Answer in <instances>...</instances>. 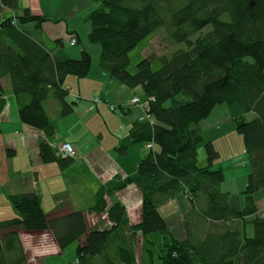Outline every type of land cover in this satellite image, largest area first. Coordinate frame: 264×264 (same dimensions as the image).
Segmentation results:
<instances>
[{
    "label": "trees",
    "instance_id": "1",
    "mask_svg": "<svg viewBox=\"0 0 264 264\" xmlns=\"http://www.w3.org/2000/svg\"><path fill=\"white\" fill-rule=\"evenodd\" d=\"M16 4L17 0H0V7ZM87 18L92 26L88 37L101 47L102 69L130 88L140 86L149 99L145 110L150 118L133 123L131 140L151 143L159 150L154 152L146 144L149 150L134 176L99 189L89 209L106 212L110 226L105 228L88 229L80 210L49 218L36 192L9 194L16 216L0 221V257L9 243L14 248L18 242L11 228L21 227L52 232L60 249L83 236L74 264H134L131 239L138 232L144 239L143 250L150 255L154 251L150 246L158 243L159 264H264V215L252 220L253 235H246L235 222L254 214L252 195L264 187V0H97ZM28 19L43 21L25 13L19 16L20 23ZM16 25L13 17L0 24V78L8 75L15 94L29 95L18 114L24 124L41 131L38 147L43 161L68 165L73 157H58L48 145L56 125L43 102L52 94L60 103V114L68 115L73 105L66 101L65 79L85 77L90 55L87 50L76 59L60 51L51 55ZM161 32L174 44L170 55H146L136 63V70H129V50ZM158 57L161 64L154 69L152 61ZM4 103L0 84V112ZM220 103L238 107L233 122L251 159L242 210L232 208L228 194L221 190L222 171L196 162V148L204 142L198 122ZM251 112L253 117L247 119L244 115ZM205 147L212 162L217 152L210 140ZM130 183L142 196V219L135 225L129 224L119 201L108 204L106 198ZM179 192L192 205L186 219L190 227L181 238L175 237L158 210ZM200 198L205 204L201 207ZM197 210L200 220L210 223L203 228L196 224V234L202 233L192 235L191 215ZM148 234L159 239H149Z\"/></svg>",
    "mask_w": 264,
    "mask_h": 264
},
{
    "label": "crops",
    "instance_id": "2",
    "mask_svg": "<svg viewBox=\"0 0 264 264\" xmlns=\"http://www.w3.org/2000/svg\"><path fill=\"white\" fill-rule=\"evenodd\" d=\"M95 6L97 0H17L15 8L0 7V24L13 17L16 28L51 55L60 51L76 59L87 50L91 59L85 77L68 75L65 79L66 101L73 105L68 115L60 114V103L52 94L43 102L45 112L56 125L51 141L71 143L75 148L76 155L68 165L61 166L57 160L43 161L38 147L41 131L24 124L18 114L19 108L29 101V95L15 94L9 76H1L5 106L0 112V221L16 216L8 200L9 194L33 191L40 196L42 209L49 218L80 210L88 229L110 226V220L105 219L106 212L96 213L89 209L96 200L97 192L110 181L134 176L138 162L149 150L146 142L130 138L133 123L147 114L145 109L149 99L140 86L130 88L100 66L101 47L88 37L92 26L87 14ZM24 13L43 18V21L38 24L28 19L20 23L19 16ZM69 34L77 38L74 45L69 42ZM134 97L139 99L138 103L132 102ZM95 98L100 101H95ZM237 109L220 103L198 122L206 162L198 164V146L196 162L198 166L222 171L221 190L228 194V203L232 208L242 210L245 205L243 190L252 168L242 135L234 126L233 118L239 114ZM49 110L53 115L49 114ZM253 115L251 112L244 116L251 119ZM209 140L217 152L212 162L207 160L205 147V142ZM52 148L56 156L65 158ZM152 150L158 151L159 147L152 146ZM106 198L108 204L117 200L124 206L130 225L141 221L142 196L138 186L127 184ZM252 199L256 207L254 214L235 221L246 235H253L252 220L255 216L264 215V187L254 192ZM197 203L199 207L205 205L201 198ZM158 210L175 237L187 236L190 226L187 227L186 219L192 205L182 192L160 204ZM191 216L194 228L191 234L199 235L202 232L196 234L198 224L208 227L210 221L206 219L202 222L198 210ZM11 229L17 234L18 242L14 248L8 244L10 247L3 252L6 253L4 257H0V264H74L76 247L84 240L81 236L60 249L52 232L26 231L21 227ZM147 238L159 239L155 234H148ZM131 240L134 241V264H149L152 257L150 255L148 260L143 250L141 234L138 232Z\"/></svg>",
    "mask_w": 264,
    "mask_h": 264
},
{
    "label": "rangeland",
    "instance_id": "3",
    "mask_svg": "<svg viewBox=\"0 0 264 264\" xmlns=\"http://www.w3.org/2000/svg\"><path fill=\"white\" fill-rule=\"evenodd\" d=\"M172 49H174V44L167 41L163 32H161L159 34L152 35V37L149 36V37L143 38L136 45V47L129 50L128 57L130 58V64H129L128 68L131 71L136 70V68H137L136 63L138 61H140L141 58H143L149 54L155 55V56H161L162 54H165V55L169 56L170 53L172 52ZM160 64H161V62H160L159 57H158L152 61L151 67L156 69V68L160 67ZM167 105H169V102L167 103ZM232 105L234 107H236V109H237V106L235 104H232ZM236 111L238 112V109ZM49 114L53 115L51 110H49ZM143 117L144 118H147V117L150 118V116L149 115L147 116V114L144 115ZM48 145H49V141H48ZM202 146H203L202 143L198 144V151H199V156H200L198 159V161H199L198 164H204L206 162L204 154H203L204 150L202 149L203 148ZM75 153H76V151H75ZM74 155H76V154H74ZM73 158H74V156H73ZM158 247H159V245L157 242H156V245H154V247H153V245L150 246L151 250H154L153 253L151 254L153 264H159L160 263V260H158V253H159ZM145 254L147 255L148 260H149L150 254L147 252H145Z\"/></svg>",
    "mask_w": 264,
    "mask_h": 264
},
{
    "label": "built area",
    "instance_id": "4",
    "mask_svg": "<svg viewBox=\"0 0 264 264\" xmlns=\"http://www.w3.org/2000/svg\"><path fill=\"white\" fill-rule=\"evenodd\" d=\"M68 38H70L69 42L71 45H74L76 42L75 36L69 35ZM95 101H99L100 99L95 98ZM137 98H132V102H137ZM49 145L54 147L58 153V155H61L62 157L69 158L70 156L73 157L75 154V148L71 143H67L64 141H58V143L54 141H49ZM153 144L149 143L147 144L148 147H152Z\"/></svg>",
    "mask_w": 264,
    "mask_h": 264
}]
</instances>
